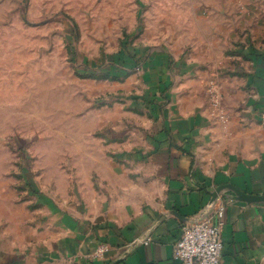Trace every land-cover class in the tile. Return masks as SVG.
Wrapping results in <instances>:
<instances>
[{
    "label": "crops",
    "instance_id": "0c3cea01",
    "mask_svg": "<svg viewBox=\"0 0 264 264\" xmlns=\"http://www.w3.org/2000/svg\"><path fill=\"white\" fill-rule=\"evenodd\" d=\"M137 1L140 69L55 65L17 103L1 94L0 264H181L174 245L220 184L247 194L223 197L221 264H264V0Z\"/></svg>",
    "mask_w": 264,
    "mask_h": 264
},
{
    "label": "rangeland",
    "instance_id": "374dc122",
    "mask_svg": "<svg viewBox=\"0 0 264 264\" xmlns=\"http://www.w3.org/2000/svg\"><path fill=\"white\" fill-rule=\"evenodd\" d=\"M201 1L202 6L214 4L213 0ZM147 6L137 0L136 5L134 0H0V96L13 93L14 99L8 102L17 103L16 94L22 96L23 85L36 83L55 65H66L76 76L114 75L131 69L135 46L141 43L146 26ZM93 49L119 54L125 64L119 66L117 56L107 63L104 54L100 56L98 50L96 56ZM25 136L17 131L9 141L21 168L29 171L31 164L23 159L33 157L34 139Z\"/></svg>",
    "mask_w": 264,
    "mask_h": 264
},
{
    "label": "built area",
    "instance_id": "2783aa9c",
    "mask_svg": "<svg viewBox=\"0 0 264 264\" xmlns=\"http://www.w3.org/2000/svg\"><path fill=\"white\" fill-rule=\"evenodd\" d=\"M138 64L136 66L134 58L133 67L137 70L140 69ZM211 93L213 104L217 107L220 106L221 92L216 82L211 83ZM220 185H217L212 192L217 191V187ZM230 192L224 191V193L217 194L216 197L211 194L207 205L187 221L174 245L175 260L181 264H221L224 246L223 227L226 215V204L223 197H225V193ZM107 250L106 245H101L94 252V256L102 257Z\"/></svg>",
    "mask_w": 264,
    "mask_h": 264
},
{
    "label": "water",
    "instance_id": "95a60500",
    "mask_svg": "<svg viewBox=\"0 0 264 264\" xmlns=\"http://www.w3.org/2000/svg\"><path fill=\"white\" fill-rule=\"evenodd\" d=\"M231 191L232 193H235L239 196L247 197V194L243 191H241L238 187L233 186L231 184H223L217 187V191L212 192L211 194L216 197L219 193H224V191Z\"/></svg>",
    "mask_w": 264,
    "mask_h": 264
},
{
    "label": "trees",
    "instance_id": "16d2710c",
    "mask_svg": "<svg viewBox=\"0 0 264 264\" xmlns=\"http://www.w3.org/2000/svg\"><path fill=\"white\" fill-rule=\"evenodd\" d=\"M115 56H117V57H115L116 59H118V61H119V54L118 55H115ZM114 58V59H115ZM78 75L80 76V77H96V78H118L119 77V74H115V75H109V74H104V75H94V74H81V73H78Z\"/></svg>",
    "mask_w": 264,
    "mask_h": 264
}]
</instances>
